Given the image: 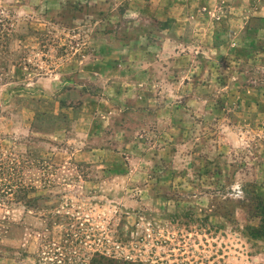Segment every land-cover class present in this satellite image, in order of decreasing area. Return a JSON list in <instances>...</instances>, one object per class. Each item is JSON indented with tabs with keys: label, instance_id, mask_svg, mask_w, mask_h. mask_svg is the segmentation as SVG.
I'll use <instances>...</instances> for the list:
<instances>
[{
	"label": "rangeland",
	"instance_id": "obj_1",
	"mask_svg": "<svg viewBox=\"0 0 264 264\" xmlns=\"http://www.w3.org/2000/svg\"><path fill=\"white\" fill-rule=\"evenodd\" d=\"M0 264H264V0H0Z\"/></svg>",
	"mask_w": 264,
	"mask_h": 264
}]
</instances>
